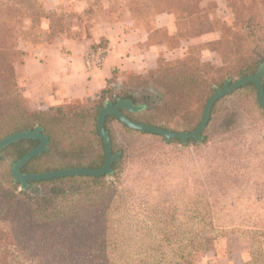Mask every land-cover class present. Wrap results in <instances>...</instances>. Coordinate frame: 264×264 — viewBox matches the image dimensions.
<instances>
[{
    "label": "trees",
    "instance_id": "trees-1",
    "mask_svg": "<svg viewBox=\"0 0 264 264\" xmlns=\"http://www.w3.org/2000/svg\"><path fill=\"white\" fill-rule=\"evenodd\" d=\"M223 1L235 14L232 25L227 28L215 21V14L210 12L215 8L216 2L213 0L158 2L161 6L159 14L174 16L172 40L180 38L181 41H188L218 32V38L205 43L208 48L217 52L227 43L234 49L236 67L223 69L222 81L218 84L216 81V85H222L225 78L233 80L234 77L252 74L264 62V51L260 47L264 44V0ZM22 2L27 3V16L33 24L38 23L41 17H47L51 21L49 33L62 32V16L54 17L55 14L47 12L36 0ZM92 6V3H87L82 12ZM1 26L4 24L0 23ZM16 53L13 46L9 48L0 41V87L4 90L0 94V139L37 124L42 126L49 138V150L30 159L21 167V171L36 173L68 167H100L104 162V145L97 131L96 117L103 101L111 97L110 85L115 83L116 78L124 80L123 73L113 69L112 76L99 93L97 104L92 107L81 105L67 108L57 105L30 111L23 102L24 88L17 80V68L26 53L20 52L22 57L18 64L11 60V55ZM162 61L161 58L157 59V66L149 68L156 67L155 74L151 73L146 81L133 83L130 78L127 82L122 81L127 86L136 83L137 86H151L157 92L162 91V95L156 96L147 93L144 100L149 102V106L143 112L124 113L133 121L177 132L191 131L201 116H187L185 103L191 94L201 93L200 98L205 102L212 93L215 81L213 83L212 79L205 78V69L210 71V66L194 67L190 60H180L171 65ZM238 90L256 92L252 82ZM123 91L119 93L122 97L136 102L131 90L125 88ZM162 96L167 99H162ZM111 119L116 118L111 114L106 115L104 126L107 131ZM161 139L164 141L163 137ZM38 142L37 139H21L1 151L0 264H193L197 252L210 247L211 237H203L195 242L191 237V241L187 242L179 233H153L152 222L140 218L133 211L119 187L116 175L118 163L112 165L115 170L112 179L106 175L62 176L33 180L28 188L19 190V183L14 182L11 176L10 163ZM172 142L179 143L178 140ZM190 142L195 143L193 140ZM112 147L114 150L113 141ZM246 237L250 245L249 258L240 264H264V247L254 249L253 237Z\"/></svg>",
    "mask_w": 264,
    "mask_h": 264
},
{
    "label": "rangeland",
    "instance_id": "rangeland-1",
    "mask_svg": "<svg viewBox=\"0 0 264 264\" xmlns=\"http://www.w3.org/2000/svg\"><path fill=\"white\" fill-rule=\"evenodd\" d=\"M22 1L0 0V23L4 24L0 28V35L2 34L0 41L5 42L9 48L13 46L14 51H17L15 55H11V60L17 61V64L22 57L20 52L28 54V51L42 44H60L64 39L89 38L90 28L95 22H106V20L111 19L112 21L115 20L114 23L119 21L130 22L132 20L138 28L149 31L151 43L158 44L157 42L161 40L162 44L167 45L169 49H161L158 55V59L161 58L163 64L169 63L171 65L180 60H190V64L194 67L209 65L210 71L205 69L207 71L205 78L212 79L213 83L215 81V84L212 85L213 91L215 87L221 86L216 85V81L217 84L222 81L223 72L225 71L223 69L230 70L231 67L235 68L237 64L236 53L234 49L227 46V43H222L223 45L215 52L205 44L210 41L207 40L210 39L207 37L188 41H181L180 38L172 40L175 29L171 32L169 29L159 28L156 25V22H168L164 16L159 20L155 18L156 15H159L158 12L161 8L158 3L160 0H36L47 12L55 14L54 17L62 16L60 27L63 30L54 34L48 31L51 21L47 17H41L38 23L33 24L30 17L27 16V3ZM213 1L216 2L215 8L210 9V12L215 14V21H219L220 25L223 23L224 28L232 25L235 14L225 5L223 0ZM87 3H92L93 6L82 12ZM90 9L93 11L90 12ZM228 39L230 38L228 37ZM176 44L179 45L174 46ZM96 45L102 46L107 51L105 40L96 43L92 49ZM180 47H182L181 50L178 49ZM260 47L262 48L261 51H264V44ZM128 52V55H130V50ZM131 53L132 59H135L132 64L134 65L135 62L140 63L138 54ZM101 65L102 63L92 67ZM155 69L156 67L139 71L134 69L123 71L124 80L121 78L115 79V83L110 85L112 88L111 97L108 96L103 103L106 100L113 101V99L116 100V98L122 97L119 93H124L123 89L128 88L136 97L137 103H147L148 107L149 102L144 100L147 93L156 96L162 95V91L157 92L151 86H137L136 83L127 86L122 81L127 82L130 78L133 83L137 81L144 82L151 73L155 72ZM226 79L230 80L225 78L223 82ZM17 80L19 85L24 88L26 81L20 74H18ZM233 80H235V77ZM2 91L4 90L0 87V94ZM235 91L216 102L211 121L204 133V139H216L223 134L246 126L249 122L264 119L263 109L257 103L256 92L253 90ZM200 96L201 93L189 96L185 103L187 106L185 114L187 116L192 114L196 118L201 116L205 102ZM162 99L167 98L162 96ZM97 101L98 96L83 101H67L63 106L67 108L81 105L92 107L97 104ZM23 102L27 109L34 111L33 104L24 95ZM123 130H126L125 134ZM109 132L114 143V150L121 153L116 169L119 187L133 211L140 218L152 222L154 229L151 230L153 233H158V235L164 231L179 233L184 236L183 238L187 242L191 241V237L194 238V242L203 237H211L210 247L199 250L195 256V261L201 258L206 251L215 249L216 243L221 239L223 246L220 249L225 251L240 249L242 238L248 240L246 236L254 238H251L254 249L264 247V239L262 238L264 229L254 228L253 225L230 228L229 218L231 216L226 206H218L214 211L208 197L205 195L174 198L162 191L159 174L155 172V167L158 164L155 165L154 158L151 160L152 153L148 148L157 144L155 139L158 140V136L128 130L116 119H111L108 122ZM135 134L142 135L143 138H134L133 135ZM189 143L191 142L189 141L187 144ZM140 150L146 153H139ZM232 214L234 217H239L242 212H233ZM215 219H219V221Z\"/></svg>",
    "mask_w": 264,
    "mask_h": 264
},
{
    "label": "crops",
    "instance_id": "crops-1",
    "mask_svg": "<svg viewBox=\"0 0 264 264\" xmlns=\"http://www.w3.org/2000/svg\"><path fill=\"white\" fill-rule=\"evenodd\" d=\"M163 16L168 22H156L157 27L172 32L174 16L163 13L155 18L159 20ZM218 36V32H212L196 39L213 40ZM101 40L107 45L105 59L101 66L88 67L85 55ZM161 49L169 48L151 43L149 31L138 28L132 20L95 22L89 38L64 39L60 44H44L28 51L17 72L26 81L23 95L33 104V109H48L71 100L96 98L113 69L123 73L153 68ZM131 52L138 54L140 63L132 64L135 59ZM157 138V144L148 148L151 160L154 158L155 165L158 164L155 172L165 194L174 198L205 195L214 211L218 206L227 207L230 228L253 225L264 229L263 118L201 143L181 145L165 140L163 143L160 136ZM143 152L146 153L139 151ZM233 212H242V215L234 217ZM241 242L240 249L225 251L220 249L221 239L215 249L206 251L193 264H240L249 258L250 246L246 239L242 238Z\"/></svg>",
    "mask_w": 264,
    "mask_h": 264
},
{
    "label": "water",
    "instance_id": "water-1",
    "mask_svg": "<svg viewBox=\"0 0 264 264\" xmlns=\"http://www.w3.org/2000/svg\"><path fill=\"white\" fill-rule=\"evenodd\" d=\"M264 62H262L256 71L247 76L240 77L233 81L225 80L221 86L215 87L213 93L209 95L202 109L201 117L194 129L191 131H172L171 129H165L156 125H151L144 122H138L131 120L124 111L130 113H138L143 111L147 107V103H137L128 97H118L116 100H106L103 105L98 109L96 121L97 131L100 135L104 145V162L98 168H85V167H68L60 168L56 170L36 172V173H24L21 171V167L35 156L41 155L43 152L49 150V138L43 132V128L40 125H34L32 128L22 129L14 131L10 134L3 136L0 139V156L1 151L9 144L19 141L21 139H37L38 144L33 148L26 151L17 160L11 161V176L14 182L19 183V190H23L29 187L30 181H40L44 179H52L62 176L73 175H91L101 176L106 175L107 178L114 176V169L112 165L120 160V151H114L112 147V141L108 131L105 129L104 120L106 115H113L119 123L123 126L143 133H150L162 136L165 142L169 143L172 140H178L181 145H186L190 140L196 143H201L204 140V131L206 130L211 110L214 104L222 97L231 94L235 90L239 89L247 83H254L256 88V98L259 106L264 110Z\"/></svg>",
    "mask_w": 264,
    "mask_h": 264
},
{
    "label": "built area",
    "instance_id": "built-area-1",
    "mask_svg": "<svg viewBox=\"0 0 264 264\" xmlns=\"http://www.w3.org/2000/svg\"><path fill=\"white\" fill-rule=\"evenodd\" d=\"M106 49L100 45H96L85 55V64L88 67L100 65L105 59Z\"/></svg>",
    "mask_w": 264,
    "mask_h": 264
}]
</instances>
